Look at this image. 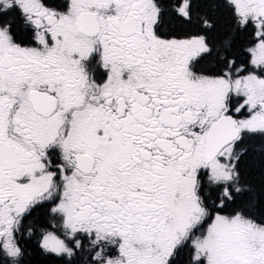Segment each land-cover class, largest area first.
<instances>
[{"label":"snow or ice","instance_id":"snow-or-ice-1","mask_svg":"<svg viewBox=\"0 0 264 264\" xmlns=\"http://www.w3.org/2000/svg\"><path fill=\"white\" fill-rule=\"evenodd\" d=\"M0 264H264V0H0Z\"/></svg>","mask_w":264,"mask_h":264}]
</instances>
